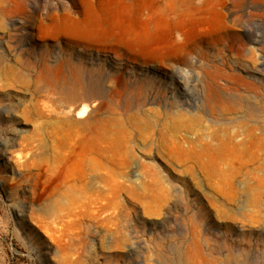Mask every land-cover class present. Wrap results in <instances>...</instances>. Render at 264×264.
I'll use <instances>...</instances> for the list:
<instances>
[{"label":"rangeland","instance_id":"rangeland-1","mask_svg":"<svg viewBox=\"0 0 264 264\" xmlns=\"http://www.w3.org/2000/svg\"><path fill=\"white\" fill-rule=\"evenodd\" d=\"M213 1L158 64L0 0V264H264V0Z\"/></svg>","mask_w":264,"mask_h":264},{"label":"bare ground","instance_id":"bare-ground-1","mask_svg":"<svg viewBox=\"0 0 264 264\" xmlns=\"http://www.w3.org/2000/svg\"><path fill=\"white\" fill-rule=\"evenodd\" d=\"M80 17H50L40 32L78 43L120 45L158 64L181 54L183 42L199 27L217 28L220 12L213 0H80Z\"/></svg>","mask_w":264,"mask_h":264}]
</instances>
